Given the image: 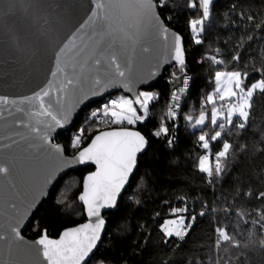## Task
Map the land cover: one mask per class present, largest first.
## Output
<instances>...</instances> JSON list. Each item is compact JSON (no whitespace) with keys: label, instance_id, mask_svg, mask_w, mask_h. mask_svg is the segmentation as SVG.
Segmentation results:
<instances>
[{"label":"snow or ice","instance_id":"6c2138e0","mask_svg":"<svg viewBox=\"0 0 264 264\" xmlns=\"http://www.w3.org/2000/svg\"><path fill=\"white\" fill-rule=\"evenodd\" d=\"M259 3L264 6V0ZM214 5L215 0H186L185 7L191 10L187 25L197 45L204 42ZM165 7L167 0H88L87 4L0 0V78L33 85L28 94L0 93V257H7L0 258V264H85L98 248L106 229L102 211L117 206L137 169L139 155L149 146L145 135L125 126L148 121L150 105L160 98L158 93L138 90V86L154 78L162 63L174 64L178 71L173 72V79L180 80L181 86L170 93L167 110L151 135L165 138L169 148L173 147L182 119L198 142L193 167L209 185L225 175L237 152H249L247 144L234 143L231 137L242 136L251 127L254 110L264 108V64L254 68L259 79L253 80L246 66H241L239 49L243 43L227 58L216 48L204 58L213 66L212 89L198 107L184 113L182 100L189 93L191 79L187 76L184 37L165 23H171V16L161 17L159 10ZM80 12L84 15L78 19ZM231 13L250 26L248 32H264V21L257 22L251 3H233ZM21 20L42 39L40 46L29 47L20 38L16 26ZM245 35L249 41L254 38L247 32ZM158 37L166 42L170 53L163 62L150 64L144 76L140 69L149 59L146 45ZM21 51L26 56L22 72L16 67ZM41 75L43 79H39ZM112 89L123 92L94 109L67 147L53 143V133L70 125L81 105L87 107L86 102H96L93 98L110 95ZM101 125L106 130H100ZM260 134L264 142V128ZM69 150H73L71 156ZM257 152L264 158V147ZM83 164L94 165L95 171L84 177L75 205L70 204L65 211L80 207L87 221L64 230L59 239L49 238L45 230L34 242H25L21 225L40 198L48 194L49 186L55 191L69 175L67 169ZM237 195L264 203V190L254 194L251 187L245 191L241 185ZM187 211L186 206L171 209L174 218L161 225L165 244L171 238L184 240L188 235L196 216L183 215ZM223 211L249 223L246 217L251 214L234 205ZM255 215L258 218L251 223L264 233V209H257ZM214 231L216 249L222 254L215 260L210 257V264H246L249 253L264 252V237L256 231L244 229L248 242L243 244L235 230L230 234L226 227L217 226ZM230 249L237 250L235 261Z\"/></svg>","mask_w":264,"mask_h":264},{"label":"trees","instance_id":"16d2710c","mask_svg":"<svg viewBox=\"0 0 264 264\" xmlns=\"http://www.w3.org/2000/svg\"><path fill=\"white\" fill-rule=\"evenodd\" d=\"M185 3L186 0H167V7L159 11L162 18L171 16V23L167 20L165 23L184 37L187 76L191 78L189 93L184 98L186 103L182 100L183 112L187 113L198 107L200 99L212 89L210 81L213 66L204 58L214 54L216 48H220L227 58L243 43V48L239 49L243 56L241 66H246L251 79H259L254 68L264 64V32L257 29L248 32L250 26L231 13V5L251 3L258 23L264 21V6L259 0H215L212 21L206 22L204 42L197 45L187 25L191 10L185 7ZM246 32L254 37L253 40L247 39ZM174 71H178L174 66L167 68L161 80L147 89L158 93L160 97L158 102L150 105L149 120L134 126L125 125L145 135L149 146L139 155L137 169L117 206L104 214L106 229L102 243L87 264H164L165 261L168 264H191L193 261L196 264H210V257L215 260L222 254L216 249L214 229L217 226L226 227L230 234L235 230L242 244L248 242V231L244 229L256 231L264 237V233L259 232V226L251 223L258 218L255 215L257 209H264V203L253 197L237 195L241 185L245 191L251 187L254 194L264 190V158L257 152L259 147H264L260 134V129L264 128V108L257 107L254 110L251 127L242 136L233 134L231 137L234 143L247 144L249 152H237L225 175L214 185H209L193 167L198 156V142L191 130H186L182 119L174 133L173 147L169 148L165 138L151 135L159 125L160 115L167 110L171 91L181 85L180 80L173 79ZM107 98L85 107L71 129L58 134L53 139L54 143L67 147L73 132L85 127L90 113ZM88 131L95 134L91 128ZM72 154L73 150H69V155ZM91 169L88 166L69 171V175L64 177L49 198L39 205L22 234L33 239L46 230L49 236L57 237L63 228L84 221L82 208L75 207L70 213L65 209L70 204L75 205V196L81 189L82 178ZM70 177L76 179L67 186V199L60 203L58 193L65 189L64 183ZM229 205L250 213L246 217L249 223L239 221L234 215L226 216L223 209ZM185 206L188 211L183 215L196 216L192 229L184 240L171 238L165 244L161 225L166 218L173 217L171 209ZM201 211L205 215L200 216ZM230 251L235 261L237 250ZM246 264H264V252L249 253Z\"/></svg>","mask_w":264,"mask_h":264},{"label":"water","instance_id":"95a60500","mask_svg":"<svg viewBox=\"0 0 264 264\" xmlns=\"http://www.w3.org/2000/svg\"><path fill=\"white\" fill-rule=\"evenodd\" d=\"M67 2H71V3H85L87 4L88 3V0H67ZM84 13L83 12H80L79 15H78V19L80 16H83ZM25 21L24 20H21L20 21V24L18 26H16V30H17V33L18 35L20 36V38L26 43L29 45V47L35 45V46H40L42 44V39L39 37L38 34H34L35 30L34 29H28L27 27H25ZM170 28V27H169ZM172 29V28H170ZM174 30V29H172ZM147 47H149L150 49V52L148 54H146L149 59L148 61H146L142 66H141V74L144 75V76H147L148 75V72H149V68H150V64H155L157 61H160V62H163V60L165 59V56L169 55L170 53V49L166 46V42L163 41L162 38H154V39H151L148 44L146 45ZM17 59L20 61V64L17 65L16 67H18L21 72L24 70L23 66L25 64V60H26V56L25 54L21 51V52H18L17 53ZM171 66H174L173 63H162V66L159 68L158 70V74L154 77V78H150L148 80V83L147 84H142V85H139L138 86V90L140 89H148L150 87H152L153 85H155L156 83H158L161 78L163 77V73L164 71L171 67ZM152 70H155V69H152ZM39 79H43V75H41L39 77ZM33 85H26L24 84L22 81H14L11 77H3V78H0V93H4V94H8V95H13V96H16V95H21V94H28L31 89H32ZM118 92H123V89H112L111 90V94H115V93H118ZM110 94V95H111ZM128 95H131V94H128ZM107 96H109V94H105L104 96L102 97H95L93 98L94 101L98 102V101H101L103 100L104 98H106ZM87 105L91 104V103H94L92 101H88L86 102ZM85 108L84 105H81L80 108L77 109L76 113L74 114V117H73V121L70 125L66 126L64 129H58L56 133H53V139L56 138V136L62 132H65V131H68L71 129V127L73 126L75 120L78 118L80 112ZM127 127V126H126ZM131 130H136V131H139L137 130L136 128L134 127H129ZM103 130H106V129H103ZM102 130V131H103ZM142 134V133H141ZM54 143V141H53ZM56 144H60L61 146H63L61 143H56ZM86 146V145H85ZM148 148V147H147ZM146 148V150H147ZM145 150V151H146ZM143 154V153H142ZM141 155V154H140ZM71 156V155H69ZM88 166H91L92 167V170L86 172L82 178V182H83V179L85 176H87L90 172L92 171H95V166L94 165H91V164H83V165H73L70 169H67L66 171H71V170H76V169H79V168H85V167H88ZM82 182H81V186H82ZM128 185L125 186V189L127 188ZM52 186H49V189H48V194L41 197L40 198V201L38 202L36 208H34L30 213H29V216L28 218L23 222V224L21 225V235L23 236L24 238V241L27 242V243H32L34 242L35 240H37L39 238L36 237V238H33V239H30L26 236H24L22 234L23 230L26 228V226L28 225V223L30 222L32 216L34 215L35 211L38 209L39 205L47 200L52 192ZM125 189L122 191L121 193V196L122 194L124 193ZM120 196V197H121ZM120 197L118 198V201L120 199ZM117 201V202H118ZM112 209H105L102 211V214L104 216V214L108 211H110ZM84 221L78 223V224H75L73 226H68L66 228H63L60 233L58 234L57 237H51L49 236V238H52V239H59L60 235L62 234V232L66 229H69V228H73V227H77L79 226L80 224H83L87 221V216L86 214H84ZM105 218V217H104ZM106 221V220H105ZM45 230H43L41 233H43ZM104 235V234H103ZM103 235H102V238H103ZM96 250V249H95ZM95 250L93 251L92 254H90L89 257L86 258V262L85 264H87L89 262V260L91 259L92 255L94 254ZM0 258H4L6 259L7 257H0Z\"/></svg>","mask_w":264,"mask_h":264},{"label":"rangeland","instance_id":"374dc122","mask_svg":"<svg viewBox=\"0 0 264 264\" xmlns=\"http://www.w3.org/2000/svg\"><path fill=\"white\" fill-rule=\"evenodd\" d=\"M140 90H143V91H149V92H151L150 90H147V89H140ZM211 91V90H210ZM121 94V92H118V93H115V94H111V95H109V96H107L108 98H107V100H109V99H113V98H116L117 96H119ZM96 103V102H95ZM76 178L75 177H70V178H68L66 181H65V183H64V187H65V189L63 190V191H60L59 193H58V196H57V199L58 200H60V201H63V200H65V198H66V196H65V191H66V188H67V186L69 185V184H72L73 182H74V180H75ZM174 217H169V218H166L165 220H167V219H173ZM161 228V227H160ZM99 264H101V263H99Z\"/></svg>","mask_w":264,"mask_h":264},{"label":"built area","instance_id":"2783aa9c","mask_svg":"<svg viewBox=\"0 0 264 264\" xmlns=\"http://www.w3.org/2000/svg\"><path fill=\"white\" fill-rule=\"evenodd\" d=\"M188 77H189V76H188ZM189 82H190V81H189ZM180 86H181V85H180ZM173 90H174V89H173ZM173 90H172V91H173ZM172 91H171V92H172ZM169 96H170V95H169ZM103 103H104V102H102L101 104H103ZM103 129H105V126L101 125V126H100V130H103ZM75 132H76V131H75ZM75 132H73V133H75ZM72 135H73V134H72ZM72 135H71V136H72Z\"/></svg>","mask_w":264,"mask_h":264},{"label":"bare ground","instance_id":"6f19581e","mask_svg":"<svg viewBox=\"0 0 264 264\" xmlns=\"http://www.w3.org/2000/svg\"><path fill=\"white\" fill-rule=\"evenodd\" d=\"M99 102V101H98Z\"/></svg>","mask_w":264,"mask_h":264},{"label":"flooded vegetation","instance_id":"af4514ba","mask_svg":"<svg viewBox=\"0 0 264 264\" xmlns=\"http://www.w3.org/2000/svg\"><path fill=\"white\" fill-rule=\"evenodd\" d=\"M92 170V169H91Z\"/></svg>","mask_w":264,"mask_h":264}]
</instances>
